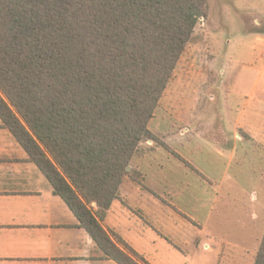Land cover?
Listing matches in <instances>:
<instances>
[{"label": "trees", "instance_id": "trees-1", "mask_svg": "<svg viewBox=\"0 0 264 264\" xmlns=\"http://www.w3.org/2000/svg\"><path fill=\"white\" fill-rule=\"evenodd\" d=\"M205 15L206 0H0L2 126L118 264L141 263L100 220Z\"/></svg>", "mask_w": 264, "mask_h": 264}, {"label": "rangeland", "instance_id": "rangeland-1", "mask_svg": "<svg viewBox=\"0 0 264 264\" xmlns=\"http://www.w3.org/2000/svg\"><path fill=\"white\" fill-rule=\"evenodd\" d=\"M147 126L156 140L139 144L121 190L158 192L185 213L197 227L195 264H254L264 234V0H206Z\"/></svg>", "mask_w": 264, "mask_h": 264}, {"label": "crops", "instance_id": "crops-1", "mask_svg": "<svg viewBox=\"0 0 264 264\" xmlns=\"http://www.w3.org/2000/svg\"><path fill=\"white\" fill-rule=\"evenodd\" d=\"M125 184L123 178L118 198L100 220L109 237L122 247L119 238L147 264H195L196 257L201 263L197 227L181 216L185 213L166 206L158 192L126 193L121 190ZM180 217L192 226L191 234L183 232ZM0 264H118L103 255L67 204L53 194L1 119ZM208 264H213L211 258Z\"/></svg>", "mask_w": 264, "mask_h": 264}, {"label": "water", "instance_id": "water-1", "mask_svg": "<svg viewBox=\"0 0 264 264\" xmlns=\"http://www.w3.org/2000/svg\"><path fill=\"white\" fill-rule=\"evenodd\" d=\"M129 168V167H128Z\"/></svg>", "mask_w": 264, "mask_h": 264}]
</instances>
